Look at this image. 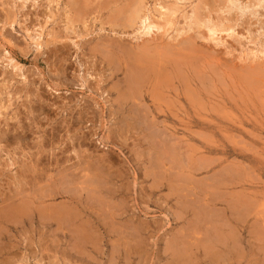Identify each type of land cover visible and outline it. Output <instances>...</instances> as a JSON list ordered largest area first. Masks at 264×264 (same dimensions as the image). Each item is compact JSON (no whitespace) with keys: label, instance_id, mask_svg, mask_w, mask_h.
<instances>
[{"label":"rangeland","instance_id":"rangeland-1","mask_svg":"<svg viewBox=\"0 0 264 264\" xmlns=\"http://www.w3.org/2000/svg\"><path fill=\"white\" fill-rule=\"evenodd\" d=\"M181 1L0 0V264H264V0Z\"/></svg>","mask_w":264,"mask_h":264},{"label":"bare ground","instance_id":"bare-ground-1","mask_svg":"<svg viewBox=\"0 0 264 264\" xmlns=\"http://www.w3.org/2000/svg\"><path fill=\"white\" fill-rule=\"evenodd\" d=\"M143 1H145V0H142V2ZM184 1V0H183ZM183 1H181V2H183ZM142 2L140 3V5H137L136 7H135V9H133V7H132V9H133V11L131 12V14L129 15L130 17L129 18H127V19H129V24H132L131 25V27H133L135 30H136V33L137 34H139L140 36H138V37H148V36H153L154 34H158V33H163L164 35H167V36H170L172 33H176V35H177V37H180V36H183V35H185V34H187V33H189L187 30L189 29V30H192V29H194L193 28V26H197L196 28H200V27H204V28H206L207 29V31H208V33H209V36L211 37H213V35H215V37H216V33H218V29L216 28V27H212V26H205V25H203V24H200V21H199V19H198V16H197V14H196V12H195V8L192 10V11H194V12H192V13H186L185 14V16H183V18H184V20L183 21H185V25L184 26H187V27H184V26H182V28H180V29H177V28H174V27H176L175 25H174V21H175V19L177 18V15L178 14H180V12H181V8H176V9H174V10H168V9H166V8H164V7H161V9L159 10V12L158 13H156V12H154V11H148V12H146V10H144V8L142 7ZM183 3H185V2H183ZM229 3L231 4V5H236V4H239V1H237V0H230L229 1ZM230 5V6H231ZM180 7V6H179ZM237 7V6H236ZM185 10V9H184ZM244 10V9H243ZM247 11H248V9H247ZM246 11V12H247ZM128 16V15H127ZM180 17H182V16H180ZM182 18V19H183ZM162 22H164L163 24H162ZM176 23V22H175ZM178 23V22H177ZM203 23V22H202ZM184 27V28H183ZM132 29V28H131ZM175 29H177V30H175ZM205 29V30H206ZM175 31V32H174ZM135 32V31H134ZM221 34V33H220ZM137 37V36H136ZM137 37V38H138ZM31 38V37H30ZM37 38V37H36ZM31 40V39H30ZM216 40V39H215ZM214 40V41H215ZM39 41V40H38ZM210 41V40H209ZM211 41H213V39H211ZM218 41V40H217ZM152 51V50H151ZM245 54V53H244ZM160 55V54H159ZM7 56V55H6ZM169 56V55H168ZM247 56V55H246ZM250 57L252 56V58H258V57H261L262 56V58L264 57V51H262V52H260V51H258V52H254V51H251V53H250V55H249ZM8 57H11L10 56V54H8ZM141 57H142V55H141ZM144 57V56H143ZM146 57V56H145ZM145 57L144 58H140L139 60H143V63L145 62L144 61V59H145ZM240 57V56H239ZM147 59H149V58H146V60ZM151 59V58H150ZM148 60L149 62L151 61V60ZM138 60V61H139ZM259 60V59H258ZM11 61H13V60H11ZM137 61V60H136ZM158 61V60H157ZM142 62V61H141ZM181 62V61H180ZM150 63H153V62H150ZM195 63V62H194ZM17 64V63H16ZM148 64H146V66H147ZM153 65V64H152ZM149 67L151 66L150 64L148 65ZM143 67V66H142ZM147 68V67H146ZM154 68V67H153ZM179 68V67H178ZM128 69V68H127ZM150 69V71H151V69H152V66H151V68H149ZM149 69H147V70H149ZM155 69V68H154ZM154 70H152L151 71V73L153 72ZM154 75V74H153ZM155 75H156V73H155ZM202 75V74H201ZM164 76V75H163ZM160 77V76H159ZM165 77V76H164ZM205 77V76H204ZM166 79V78H165ZM142 80H145V79H143V78H141V77H139V75L136 77V76H134L132 79H131V81H130V83H132L131 85L133 86L132 87V92H130L131 93V99H134V98H136V95L137 94H139V84H140V82L142 81ZM160 80V79H159ZM169 80V79H168ZM161 81V80H160ZM170 81V80H169ZM168 81V82H169ZM166 82H167V80H166ZM165 82V83H166ZM184 85V84H183ZM188 89V88H187ZM130 90V89H129ZM185 91V90H184ZM207 94V93H206ZM137 99V98H136ZM126 101V100H125ZM163 148V147H162ZM153 149V148H152ZM164 152V151H163ZM179 158V157H178ZM171 159V158H170ZM160 163V162H159ZM155 174V173H154ZM185 176V175H184ZM184 186V185H183ZM97 188L98 187H96V188H93L92 189V191L91 192H97ZM100 188V187H99ZM98 188V189H99ZM185 188V187H184ZM100 191V190H99ZM177 192V191H176ZM95 193H90V194H95ZM95 201H96V199H95ZM94 202V201H93ZM98 205V204H97ZM34 208V207H33ZM16 210V209H15ZM52 211V210H51ZM58 211H60V210H58ZM70 211V210H69ZM9 212V211H8ZM63 212H64V209H63ZM16 214V213H15ZM70 214H71V211H70ZM54 215H55V213H54ZM73 215V214H72ZM71 215H69V213L67 214L66 212H64V213H62V212H58V214H56L55 215V218L57 217L60 221H61V223L62 222H65L66 223V221H68V222H70L71 220V217H70ZM75 216V215H74ZM51 218H53V217H51ZM75 218V217H74ZM56 220V219H55ZM70 220V221H69ZM75 220V219H74ZM60 221H58V222H60ZM64 223V224H65ZM68 225H70V224H68ZM67 226V225H66ZM83 229V228H82ZM82 231V230H81ZM79 232V231H78ZM75 233H76V231H75ZM78 234V233H77ZM76 237V236H75ZM82 237V236H81ZM88 237V236H87ZM89 238V237H88ZM88 238H86V239H88ZM77 239H81V238H77ZM83 240V239H82ZM84 240H85V238H84ZM83 240V241H84ZM90 240V239H89ZM79 242V241H78ZM180 253V252H179Z\"/></svg>","mask_w":264,"mask_h":264}]
</instances>
